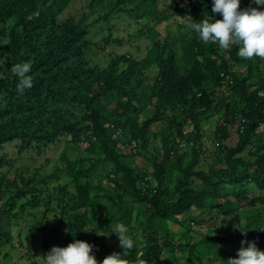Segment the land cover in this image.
<instances>
[{
	"label": "trees",
	"instance_id": "obj_1",
	"mask_svg": "<svg viewBox=\"0 0 264 264\" xmlns=\"http://www.w3.org/2000/svg\"><path fill=\"white\" fill-rule=\"evenodd\" d=\"M69 3L0 0V41L8 40L7 64L0 71V149L15 144L19 153L42 152L56 146L61 138H66L68 146L60 156L61 167H55L42 182L32 178L18 185L0 172V201L5 200L0 209V257L4 244L12 242L3 220L30 216L28 209L41 206L46 207L44 220L58 209L57 226L67 222L59 246L66 247L73 239L82 241L91 229L94 239L97 234L117 238L109 234L115 223L128 226L135 207L143 204L151 231L145 234L144 246L129 252L131 264H157L164 251L174 247L169 240L157 237L155 221L181 225L179 218L191 209L215 207L238 223V215H244L240 209L264 206L263 59L240 58L236 46L225 51L215 44H204L187 26L188 33L181 32L177 42L172 34L166 32L161 38L156 30V25L172 18L179 27L187 25L186 20L208 19L211 0H113L109 13L92 22L89 14L59 22ZM98 3L90 2V13ZM168 4L174 6L173 13L159 11V6ZM257 7L251 0H241V10ZM112 14L145 21L133 33L135 39L141 35L151 40V45L141 56L114 55L101 68L89 61L88 52L121 46L123 39L109 35L98 42L88 36ZM211 17L222 19L219 14ZM21 62L32 65L33 77V87L23 95L18 93V81L11 72L12 65ZM238 68H245V74L236 72ZM224 77L231 83L224 84ZM142 88L149 91L148 100L155 108L151 118H144L142 107L135 105L143 103ZM230 94L238 106L230 103ZM71 108L82 113L76 115ZM167 110L175 135L166 159L162 161L155 153L150 169L136 172L127 163L122 146L129 147L134 157L144 158L148 130ZM221 111L215 130L219 166L205 172L197 169L203 154L200 121L204 115ZM188 123L190 128L185 131ZM132 143L136 144L135 152ZM184 144L191 145V156L170 192L164 188L168 160ZM6 164L0 156V168ZM53 179L57 186L50 190L42 186ZM60 179L66 181L60 183ZM152 180L155 187L149 186ZM23 199L27 201L19 205ZM256 215L263 223L259 231L239 228L222 237H204L201 242L231 245L244 240L264 250V214ZM57 226L44 247L53 240ZM241 230H246V235ZM30 239L33 244L37 236L30 233ZM196 246L195 242L189 247L191 256ZM186 248V244L176 246L180 251ZM104 249L105 257L121 252L118 244Z\"/></svg>",
	"mask_w": 264,
	"mask_h": 264
},
{
	"label": "rangeland",
	"instance_id": "obj_2",
	"mask_svg": "<svg viewBox=\"0 0 264 264\" xmlns=\"http://www.w3.org/2000/svg\"><path fill=\"white\" fill-rule=\"evenodd\" d=\"M92 0H70L67 8L58 17V21L61 22L68 17L78 18L81 14H89V22L94 21L100 16H104L109 13L113 6V0H99V3L93 8L90 13L89 4ZM173 13L174 6L168 4L167 6H159V11H165ZM257 10H263L264 6H258ZM209 15L214 16L212 12ZM174 19L167 22H163L161 25H156V30L160 33L161 38L166 36V32L172 34L174 41L177 42L178 35L181 32L188 33L186 31V25L179 27V24L174 22ZM183 23L182 20H179ZM187 25L191 23V20H186ZM145 25V21L138 22L132 16L125 14H112L108 22L102 23V25H96L91 29L88 38L93 41H100L102 38H107L109 35L119 37L123 39V44L118 46L116 44L104 47L103 50H91L88 52L89 61L93 65H97L101 68L105 67L107 63L112 59L114 55L132 54L135 57L145 54L148 48H150L151 40H147L145 37L139 35L135 39L134 29L140 30L141 26ZM152 28V25H149ZM185 34V33H184ZM187 35V34H186ZM8 40L3 38L0 41V58L5 59L7 64L6 46ZM264 62V59L262 60ZM0 67V71L3 69ZM238 73L245 74V68H238L235 70ZM144 93H140L143 98V103L139 105L135 102V105L142 107L141 115L144 118H151L154 116V105L152 101L148 100L149 91L145 89ZM230 103L234 107L238 106V101L233 95L230 94ZM71 110L80 115L82 112L79 109ZM170 111H163L161 118L155 123L151 124L148 130V143L143 150L144 158L133 156L130 154L129 147L122 146V152L126 156L127 163L136 172L140 170H149L154 154L157 153L161 160H165L169 149L173 143L172 138L175 135L174 130L170 127L169 121ZM223 116V111L219 114L204 115L200 121L202 139L201 149L203 154L201 157L200 165L197 169L207 171L210 167H218L217 153H215V130L220 123ZM190 124L185 126V131H188ZM264 130V126L261 128ZM66 138H61L56 146H51L45 151L38 152L36 150H30L23 153H19L15 147V144L5 145L0 149V156H4L7 163L0 168V172L7 174L9 180H15L18 185H21L22 181L27 182L29 179L34 178L35 182H42L43 178L51 174L55 167H61L60 156L64 149L68 146L65 142ZM78 156L73 154L72 157ZM191 156V145L184 144L180 146L176 153L170 154L166 170V181L164 188L172 192L175 179L180 174V169L183 168L189 161ZM66 179H60V183H64ZM47 189H52L57 186L56 180L53 179L43 184ZM150 187H155V181L152 180ZM14 190V189H13ZM27 200L23 199L19 201V205L25 203ZM5 200L0 201V209L3 207ZM43 205V204H42ZM54 205V204H53ZM46 207L41 206L38 210L31 211L30 216L18 217L16 219L5 218L3 220L4 231L12 236L11 244L4 246L1 249L0 264H42L46 254L53 247H59L62 245L64 233L68 226L67 222H62L60 226V211L53 209L49 214L48 219L42 218V213ZM242 214L238 215L239 222H231V216L221 213L217 208H193L185 216L179 218L181 225L174 222H161L155 221L157 237L161 241L169 240L174 246L169 250H165L163 254V260L157 264H226L229 258H237V251L241 248V242L233 244L211 243L201 242L204 237L211 239L214 236H224L227 232H235L239 228L249 227L252 231H259L263 223L259 220L258 215L264 214V206H257L252 210L240 209ZM16 210L13 211L15 213ZM149 213V212H148ZM146 208L143 204H138L130 216V222L128 224L130 233L136 241V247L134 250L139 249L145 244V234L150 232L151 229L146 223L147 217ZM42 224V225H41ZM41 225V227H39ZM57 226V233L53 240L44 247V242L52 236V229ZM30 233H34L37 236V241L32 244L30 239ZM90 235L83 238L82 241L93 245V255L95 256L98 264H101L105 257L104 246L119 245L118 238L112 239L109 236H99L93 238L94 230L91 229ZM197 243V246L193 252V256L189 253V247L193 243ZM186 244V250H176V246ZM257 246V245H256ZM247 247V243L244 244ZM257 248L261 251L260 247ZM135 254L132 256L134 258ZM194 257V258H192ZM129 254V259H130ZM131 262V260H130Z\"/></svg>",
	"mask_w": 264,
	"mask_h": 264
},
{
	"label": "clouds",
	"instance_id": "obj_3",
	"mask_svg": "<svg viewBox=\"0 0 264 264\" xmlns=\"http://www.w3.org/2000/svg\"><path fill=\"white\" fill-rule=\"evenodd\" d=\"M251 2L264 6V0H251ZM240 3L241 0H211V12L219 14L222 19L214 20L213 17L208 16V19L200 22L191 20L186 26L197 34L204 44H215L225 51L236 46L240 58L264 59V10L256 8L241 10ZM4 63L5 59L0 58V67H3ZM31 70L32 65L29 62L17 63L11 67V72L18 81L17 91L21 95L33 87ZM241 232L246 235V230ZM109 234L116 235L121 252L105 257L101 264H131L129 252L137 245L129 227L117 222ZM245 243L247 247H244ZM93 247L87 242L73 239V242L66 247L51 248L41 261L42 264H98L92 254ZM236 255L237 258H229L226 264H264V251L259 250L255 242L242 240L241 248Z\"/></svg>",
	"mask_w": 264,
	"mask_h": 264
},
{
	"label": "built area",
	"instance_id": "obj_4",
	"mask_svg": "<svg viewBox=\"0 0 264 264\" xmlns=\"http://www.w3.org/2000/svg\"><path fill=\"white\" fill-rule=\"evenodd\" d=\"M224 84L225 83H231L230 81H229V78L228 77H224ZM224 89V88H223ZM131 148L133 149V152H135L136 151V144L135 143H132V145H131Z\"/></svg>",
	"mask_w": 264,
	"mask_h": 264
}]
</instances>
